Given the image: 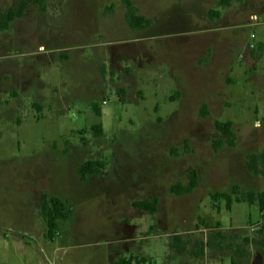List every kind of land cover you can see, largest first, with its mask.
I'll return each mask as SVG.
<instances>
[{
  "label": "rangeland",
  "instance_id": "obj_1",
  "mask_svg": "<svg viewBox=\"0 0 264 264\" xmlns=\"http://www.w3.org/2000/svg\"><path fill=\"white\" fill-rule=\"evenodd\" d=\"M131 1L150 28H129L122 0H44V11L32 4L0 34L17 63L0 59V101L18 97L0 103V193H14L13 215L34 221L35 237L46 231L40 196L68 202L74 212L54 245L45 237L51 257L58 248L66 264L135 255L151 264H264L258 245L244 242L264 238L258 206L228 211L212 199L236 186L264 193V177L247 168L250 155L264 152V0ZM228 121L236 145L216 152V123ZM90 160L107 166L83 182L78 169ZM192 171L198 188L172 194ZM155 199L156 213L134 207ZM218 223L233 249L206 248L200 258L170 250L175 235L190 249L207 242ZM20 232L13 237L39 243Z\"/></svg>",
  "mask_w": 264,
  "mask_h": 264
},
{
  "label": "trees",
  "instance_id": "obj_2",
  "mask_svg": "<svg viewBox=\"0 0 264 264\" xmlns=\"http://www.w3.org/2000/svg\"><path fill=\"white\" fill-rule=\"evenodd\" d=\"M123 5L126 8L125 20L129 28L132 30H145L152 26L153 22L144 16H140L131 0H122ZM35 4L45 10L44 0H23L17 6L10 8L8 11H3L0 7V34L8 31L11 25L21 19L25 12L28 10L29 6ZM231 4V0H221V6L228 7ZM113 7H111V10ZM220 18L221 13L217 12L210 15V18ZM126 95V91H122ZM40 108V107H39ZM203 115L206 116V108L203 110ZM217 130L221 133V139L217 140L213 144V148L216 152L224 147L234 148L236 145V133L233 129L234 124L231 121L228 122H217ZM96 137L102 136V126H94L93 129ZM106 163L102 160H90L85 162L78 169V175L81 181L86 182L90 176H99L106 169ZM247 168L251 174L256 176L264 177V152L259 154L250 155L247 159ZM189 183L184 186L182 184H177L170 189V192L176 196H184L192 194L199 185V177L196 171H192L188 175ZM239 187L236 186L233 189L232 194L229 193H216L212 196L213 201L217 204L220 201L226 203L227 210L230 211L234 204L247 203L250 206H258L260 212L264 214V193H256L253 191H248L242 194L238 193ZM41 207V216L43 217L47 233L46 238L53 241L59 232L60 222L67 221L72 216L74 209L68 204V202L61 200L58 197L49 198L47 195H43ZM158 199L154 201L146 200L134 203V207L138 210H143L149 213H156L158 210ZM207 229L213 228L209 224H205ZM219 231L212 233L207 242H196L193 249H190L188 241H186L181 235L173 236L169 248L171 251L178 254H190L194 257L200 258L205 255L206 248L211 249H233L229 245V240L226 235L220 231L221 224H217ZM260 234H264V227L259 230ZM246 245L251 243H256L258 245V252L264 258V238L261 241H254L249 238L244 239ZM237 252L241 256H245V250L238 249ZM147 264L149 261L146 258H140L137 256L131 257L129 260L122 259L119 264ZM231 264H237L232 261Z\"/></svg>",
  "mask_w": 264,
  "mask_h": 264
},
{
  "label": "crops",
  "instance_id": "obj_3",
  "mask_svg": "<svg viewBox=\"0 0 264 264\" xmlns=\"http://www.w3.org/2000/svg\"><path fill=\"white\" fill-rule=\"evenodd\" d=\"M30 6H29V8H30ZM26 13H27V11L25 12V14ZM25 14L21 19L15 21L11 25V27L8 31H5L3 33H7L9 31H11L14 28V26L16 24H18V22L20 20L24 19ZM3 33H1V34H3ZM2 45L7 46V48L6 47L5 48L2 47V49L0 48V55L2 56V58L0 57V59L2 60L3 58L8 57V58H5V59H9L8 63H11L17 67V63L15 61L12 62V60L15 58L12 57L11 51L16 49V48L14 49L12 42H6V43L4 42V44H2ZM1 62H3V61H1ZM3 79L5 80V76L3 77ZM9 80H10V76H9ZM12 90H16V92L18 93V96H19V94L21 95V91L19 89L13 88ZM4 94L6 97L8 96V94H6V93H4ZM12 100H14V102L16 101V103H17L18 97L17 98L16 97L15 98L10 97V99H9V97L6 98L5 101L8 103L5 104L4 107H8L10 105V103H12ZM5 101L1 100L0 101L1 105H2V102H5ZM13 194L14 193H0V264H17L21 258L28 260V264L29 263L30 264H66L65 259L61 255H58L59 251H60V249H58V248L52 249L53 250V255H52L53 257H51V254H50V252H51L50 245L51 244L45 243L47 228H46V231H45V229L42 228L40 233L37 232L38 236H36V237H37L39 243L36 242L35 240H33L32 238L27 240V241H25L24 239H22V241H19V238L13 237V235H15V233H13L15 230H19V231H22L24 233H31L34 235L33 228L35 227L34 221L32 223L31 219L26 218V217L17 218L13 215V212H12L13 204H14ZM42 195L40 196L39 215H40V218L43 220L44 226H45L46 225L45 221H44V219L40 213L41 207H42V201H41V199L43 197ZM22 232H20L19 235H23V238L29 237L27 234H21ZM59 236H60V234L58 232L57 237H59ZM34 237H35V235H34ZM56 238L53 241L49 240L52 243V245H54ZM33 243H34V245H32ZM176 254L177 255H184V254H178V253H176ZM137 257H139V256H137ZM140 258H144V257H140ZM122 259H124V258H121L120 260H118L112 264H119ZM129 259H126V260H129ZM151 263L152 262L149 261L147 264H151ZM133 264H136V263L133 262Z\"/></svg>",
  "mask_w": 264,
  "mask_h": 264
}]
</instances>
